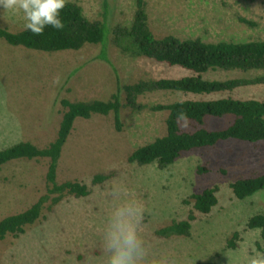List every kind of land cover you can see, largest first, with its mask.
<instances>
[{"label":"rangeland","instance_id":"obj_1","mask_svg":"<svg viewBox=\"0 0 264 264\" xmlns=\"http://www.w3.org/2000/svg\"><path fill=\"white\" fill-rule=\"evenodd\" d=\"M94 21L102 19L108 2L109 25L129 27L136 0H66ZM149 24L158 37L167 34L206 42L264 40V0H145ZM250 21L252 25L242 23ZM22 13L0 9V27L25 29ZM106 44L111 64L99 59L101 45L42 52L11 46L0 38V150L20 142L45 148L58 134L66 108L61 101L109 100L121 88L122 129L113 114L79 118L63 147L57 168L59 184L74 181L88 187L83 197L65 194L49 199L39 219L18 236L0 240V264H107L103 230L112 207L129 197L139 201V229L150 255L168 264H249L264 256L260 230L247 227L248 219L264 213V190L235 197L231 184L264 173V141L228 140L213 147L184 152L173 164L140 165L132 153L166 134L168 112L150 109L183 99L264 100V82L231 92L196 96L153 91L139 97L145 109L126 105L123 87L141 80L178 78L190 73L145 57L123 53ZM259 71H211L210 80L254 79ZM233 117L210 119L209 129L229 126ZM188 130H193L189 127ZM48 158L10 161L0 167V220L26 211L48 194ZM203 170V171H202ZM103 176L97 178V176ZM118 188L114 195L113 188ZM218 187L217 205L208 214L194 208L193 194ZM194 216L188 235L163 237L157 232L173 222ZM235 233L239 238L231 248Z\"/></svg>","mask_w":264,"mask_h":264},{"label":"trees","instance_id":"obj_2","mask_svg":"<svg viewBox=\"0 0 264 264\" xmlns=\"http://www.w3.org/2000/svg\"><path fill=\"white\" fill-rule=\"evenodd\" d=\"M64 24L57 30L51 26L45 28L40 36L23 29L11 32L0 27V38L11 46H22L27 49L42 52L77 51L86 45H101L99 59L111 64L106 44L112 35L113 42L123 52L135 57H145L170 67L186 70L190 75L178 78H163L159 80H141L135 84L126 85V105L133 110L145 109L139 103V97L153 91H174L196 96H209L217 93L231 92L236 88L264 82V77L254 79L210 80L205 75L211 71H259L264 70V40L206 42L202 38L182 39L173 34L158 37L149 24L147 3L136 0L134 20L129 27L109 25L108 2L100 20H90L78 4L66 1L60 12ZM242 23L252 25L246 19ZM66 111L56 139L45 148H38L30 142H20L0 150V167L4 164L21 159L50 160L47 171L48 194L40 198L32 207L24 212L8 216L0 220V240L7 235L18 236L25 232L28 225L35 223L42 212L44 204L51 199L58 202L65 194L83 197L88 195V187L84 184L67 181L57 182V168L63 147L77 119H89L95 114H113L115 127L122 129L121 88L107 100L91 101H61ZM151 110L168 112L166 119V134L152 142L138 147L130 156V161L140 165L158 163L160 166L173 164L184 152L205 147H213L220 142L239 140L256 143L264 141V100L236 99L222 97L218 99H183L170 104H157ZM226 116L233 117L232 123L226 128H206L207 121ZM193 130H188V128ZM203 171V170H202ZM99 175L97 178H102ZM236 198L245 199L264 190V173L236 180L231 184ZM218 187L206 188L193 194L194 208L208 214L217 205ZM194 216L173 222L160 229L157 234L163 237L188 235ZM247 227L260 230L264 245V213L251 216ZM235 233L229 242L231 248L236 247Z\"/></svg>","mask_w":264,"mask_h":264},{"label":"clouds","instance_id":"obj_3","mask_svg":"<svg viewBox=\"0 0 264 264\" xmlns=\"http://www.w3.org/2000/svg\"><path fill=\"white\" fill-rule=\"evenodd\" d=\"M66 0H0V9L12 14L22 13L25 29L36 36L46 27L63 29L60 12ZM114 195L118 188L114 186ZM142 209L134 198L119 200L110 210L104 230L103 244L107 264H168L161 257L150 255L139 229ZM249 264H264V256L253 257Z\"/></svg>","mask_w":264,"mask_h":264}]
</instances>
